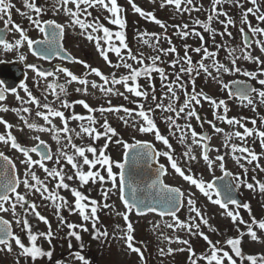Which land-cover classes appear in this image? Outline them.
I'll return each instance as SVG.
<instances>
[{"label":"snow or ice","instance_id":"snow-or-ice-1","mask_svg":"<svg viewBox=\"0 0 264 264\" xmlns=\"http://www.w3.org/2000/svg\"><path fill=\"white\" fill-rule=\"evenodd\" d=\"M230 2H234L235 6L243 8V4L240 3V0H211V7L206 21L196 20V23L201 24L205 31L215 33V29L212 27V24L214 21H217L224 26V31L220 32L219 35L224 36L226 34L231 36L232 33L228 32L227 28L230 25H234L235 21L228 15L227 11L219 8V6L222 4ZM129 3L131 4L133 11L138 13L141 17L154 21L162 29H166L167 25H165L161 19H158L152 11L143 10L140 6H137L135 3H133L132 0H129ZM250 3L253 5V7H248L243 11L241 23L247 25L253 37L264 35V27H254L248 19L249 14L255 13L256 19L258 21L264 22V13L260 12L258 0H250ZM165 5L174 6L179 12H190L195 7L194 0H162L159 6L164 7ZM23 6L26 9L34 12L35 16L33 17L32 15H28L27 12H20V9H16V11L20 12V15L22 16H27L30 24L43 34V39L35 40L30 38L25 28H22L20 24L13 22L12 10L14 5L11 0H0V20H3L6 29L11 26L9 29L10 31L19 33V38L14 42H10L3 34H0V46L3 47L4 51L9 52L13 50H19L26 44L27 48L30 49L34 55L41 56L45 60L51 59L53 54L60 56L61 59L74 60L75 58L70 53L64 55L61 54V49L63 48L61 41L65 36L66 26L64 24L58 23L54 19L43 20L41 18V14L46 10V8L38 6L36 0H23ZM97 6H100L110 14V23L112 25H118L121 29L120 31H116L114 33L109 27L101 23L98 18H92L91 20L89 19V17H92L93 15L92 11L89 10L95 9ZM51 8L53 11L62 12L69 18L68 27L75 29L78 26V28L81 30V35H85L89 41H94L95 47L97 50H99L100 56L103 57V59L107 61L109 65L115 68L123 67L128 70L127 75H121L119 78H117L115 73H112L111 76L105 75L99 68L91 67L83 60H78L76 61L77 63L82 64L86 69H88V73L81 77L74 74L71 70H69L68 67L56 66V72L64 73L68 79L66 80L65 84H60L55 81L48 83L46 85L45 92L47 93L50 91L51 94L55 96L56 100L60 101L61 108L68 109L74 106L73 104H70L67 99H61L62 95H67V85H70L73 82H78L79 85L82 86L76 88V92H83L87 94L89 91V85H91L92 89H99V91L106 96L115 93L117 95L123 96L125 99H128V96H125L123 92H119L114 88L115 85H121L127 90V93L132 95L134 98H143L146 101L149 99L150 93L149 91L144 90V87L139 83V78L144 77L148 81V87L151 89V99L155 101V108L161 109L165 113L175 114V119L172 115L165 116V121L169 129L171 130L175 128L176 130L180 131L181 135L179 140L181 144L185 143L187 131H190L192 144L201 147L202 159L209 169H212L214 165L217 164V162L220 169H225V156L217 155L215 160L211 159L209 155V153L212 151L209 143L211 137L198 133L195 128H193L191 123H186L185 125L176 123V119L180 118L181 114H184L186 121L191 120L192 118L200 120V116L198 115L195 108V105H199L201 103L200 97H203L205 100H209L211 105L214 106L217 111L222 109L223 114L217 115V119L225 120L229 125H239L240 128L243 129L242 132L235 131L233 133H226L224 147L231 148L233 159L239 164L240 168L243 169L244 173L247 174L249 169L245 166V163H242L241 161H245L247 164L251 165L253 162H258L260 160V156L246 143L229 144L228 142L232 140L233 136L239 138L240 141L243 142L246 141L247 138L257 135L259 137L260 144L264 146V130L249 128L235 117L228 118L226 114L229 109L225 100L221 99L217 101L216 99H213L202 92H197L195 88H193L192 93L189 95L187 91L184 90L183 82H181V74L190 76L195 73L197 76H199L202 72L203 74H206L207 76L217 80L224 89H229L230 85L228 83H224L223 80L220 79V76L223 73H241L243 71L242 68L237 66L240 59L254 61L255 63L264 66V60H261L259 56H255L250 51H248V49L252 47V42H250L249 35L245 33L244 27L240 28V32L244 34L243 48L238 50L233 47H227L226 51L228 55V62L226 63H221L217 59L218 51H209L207 47H196L192 49V51L196 53H202V57L194 64L192 56L188 55V45H185V54L181 59L175 46H170L167 49L159 47L160 36L158 33H141V37L150 35L151 37L155 38L156 45L154 50L156 52L162 53L164 55L169 53H177V58L173 59L172 65L173 67L179 66L178 72L175 73L174 80H168L165 69L157 65V61H160L161 59L159 54L148 57V59L151 61L150 63L145 62V57L142 54L139 56L133 54L131 48L126 42V35L123 31L126 26V19L122 15L123 9L118 4V0H54V2L51 4ZM195 10L199 11L200 9L196 8ZM221 15H223L226 19L220 20L219 17ZM5 17L7 18L5 19ZM183 29H189V25L184 24ZM190 34L197 35L201 41L204 39L203 35L199 32H196L194 29L190 31L182 30L179 33L181 37H188ZM165 36L171 45V39L170 37H167L166 32ZM114 39L119 41L118 45L113 42ZM143 43L148 44L149 47H153L148 39H144ZM254 43L260 46L261 52H264V41L256 39ZM37 44L43 45V47L39 49L35 48L34 45ZM220 47L222 46H217L218 49ZM123 50H127L126 55ZM237 51H240L239 56L236 55ZM109 52H114L116 56L120 58L121 62L119 64H113L109 59ZM19 59L23 61L26 59V57L23 55V53H21ZM129 59L134 61L137 66L134 67L132 63H128L127 61ZM207 60H211V65L205 62ZM27 67L34 70L38 78L46 79L56 75V73L53 71L41 70L36 64L33 63H29ZM210 68L212 69L211 71ZM213 72H215V75H213ZM153 73H157L162 81L168 80L164 87L167 89L165 95L168 96L170 100L174 101L180 99V97L177 95V88L183 91L186 99H184L182 106H180L178 110L171 102L165 106L157 100L154 85L151 83ZM91 74H94L96 77H98L102 83H97L95 80L89 81L87 75ZM243 75L245 77L256 79L258 73L256 71H243ZM259 75H264V67L261 68ZM194 83L195 81L193 80V84ZM232 83L237 85H245L244 87H237L234 91L229 92V95L238 98L241 104L246 102L247 105L252 106L253 110H255V102L253 97L254 93L259 96L260 102L264 103V90L249 88L246 86V81L233 80ZM258 83L261 86H264V79H259ZM37 84L39 85V80H37ZM20 88L26 94L27 99L20 96L17 88L8 86L4 80H0V101H4L6 99L5 94L11 92L15 94L16 100L21 101L22 105H35L34 115L36 117L42 118L47 125H50V127L41 126L37 122H30L29 118L23 115L32 114L33 109L30 107L13 108L12 111L19 115L20 120L23 121V124L26 125L28 129L36 130L38 132L54 133L55 135L53 138L57 139L58 142L60 140V134L62 133L64 135V138L67 140V143L71 145V148L74 149V152L70 154L68 151L61 150L54 163L59 165L61 158L66 160L67 164L71 165L72 169H75L74 175L76 178H78L81 184L86 185L90 181L92 183L99 181L101 184H103L105 181V176L101 175L100 171H93L92 169H96L97 165H99L105 170L107 178L111 181L112 188L105 189L103 191V199L107 201L112 189H119L121 192L120 198L122 199L126 208L125 212L116 213L117 216H122L123 220L126 222V228L121 229V236H114V238L123 240L127 246V249L131 252L137 253L140 260L144 261V264H147L145 253L142 251L140 246H136L134 244V227L133 223L129 220L128 214L133 211H135L138 215L158 213L161 217H171L174 223H165L163 227L173 229L174 231L177 229H183L191 235H196L198 233L199 236H201L207 242L210 248V254L199 257V259L206 261V264H226V262L227 264H238V260L236 258H239L241 264H246V262H250V264H264V255L257 256L250 254L245 257L241 246L242 239L245 234H247L253 242L260 240L257 232L258 230H264V219L257 220V218L253 215L251 217V223L244 221L239 209L242 207L251 214L252 208L249 203L241 204L239 200L232 197L231 192L233 185L231 181L227 182L224 185V188L221 189L216 186L214 181L206 182L202 178L194 177L192 174H186V170L180 166L179 162L174 158L172 151H170L173 148V145L169 142V138L161 134V131L158 128L156 120L153 116L154 109L152 107H148L146 109L144 103L139 104V111L136 113V115H138L140 118L139 123L133 122L132 124H129V120L123 115H119V119L122 120L125 125L134 127L138 132L152 133L157 141H161L163 145L167 146L168 150L156 152L152 144L141 140H136L135 144L125 143L123 144V147L126 150L138 149L131 156L133 161L138 159H155L156 157L160 156L166 157L170 162L171 168L176 174L179 175V177L195 186L200 191V193H202L209 201H211L212 204L218 205L223 210V214L229 217L233 225L237 227L238 238H228L226 240V244L230 246L228 250L224 249L221 242L214 243L208 235H206L203 231H200L202 225H209V220L205 217L201 208L197 206L196 201L191 195L188 196L186 202L189 213H194L195 215H190L188 221H182L179 219L177 212L185 202V193L179 187H171L169 184L164 182L162 177H164L168 171L164 164H161L157 169L158 174L156 179L153 180L149 185L150 188H155L157 185H159L161 195L158 199L153 198V200L148 201L146 199L138 198L135 194V187L132 189V198L128 199L123 195L124 186L126 184L125 169L129 162L128 151H125L124 153L123 162H118L113 161L109 155H106L103 149L98 153L97 147L91 145L77 146L72 142L73 134L75 136L87 135L94 140H99L101 136H103L106 141H112L113 137L118 135L116 128H114L109 123V121L105 119L100 125L104 131H98L96 127V118L92 114L97 111L100 113L107 112L110 114H120L123 112L124 114H127V116H132L134 113L133 109L123 105L111 106L110 101L108 107L101 106L99 109H97L90 106L85 100L80 99L74 103L82 105L83 108L87 110L88 115H81L73 112L69 117H66L65 111L57 109L49 104L47 102L46 96L44 100H41L35 96L29 89L27 83H22ZM57 89H59V92H57ZM8 110L9 109L6 107H0V111L7 112ZM52 118H59L62 121V127L58 128L57 125L53 123ZM69 120L80 121V131H76L75 129L69 127ZM85 121L87 124L84 123ZM209 123L216 133L224 132L222 128L217 127L211 121H209ZM256 123L257 121L253 119L252 124L255 125ZM0 124L5 125V127L9 129L6 134H0V142H3L5 145H10L12 149L22 153L24 157V159L20 161V163L24 166L23 179H21L20 176L15 172L17 168L16 163H14L8 155H5L3 151H0V161H2V163H0V177L3 178L0 179V213L11 212L14 217H17L15 223L22 225V231L26 232V236L29 241V243L26 245L21 236L13 232L12 222L4 219L3 216H0V246H2L0 247V252L12 253L14 251V246H16L19 249V256L29 257L33 262H35L38 258L51 259L53 257V251L44 250L38 244V240L41 237L51 244L54 234L47 218L37 210L36 203L34 201H30L27 198V194L33 192L38 193L44 200L52 202L56 209L57 216H59L60 210L65 207H69L71 211H78L84 221H92L94 238H108L109 233L107 229L101 230L96 227L97 221L99 220L97 212L100 205L98 202L95 199H90L89 197L85 196L76 188L70 189V185L66 182V179L71 181L73 176H66L63 168H49L45 165V161L53 160L52 152L50 150H44L47 148L45 141L41 140L37 135L34 137V139L39 141V143L34 147H27L18 142L17 137L12 134V124L4 120L2 117H0ZM21 131H23V129H21ZM172 134L175 135V132ZM115 142L117 144L120 143L119 140H116ZM107 147L108 144L105 143L104 149ZM32 153H38L40 158L34 159L31 155ZM86 153H90L93 158L90 159L89 155ZM183 157H187L189 161H195L197 159V157L193 155L192 147L190 145L188 146V150L183 153ZM78 158H82V163L78 160ZM114 164L120 170L119 173L113 171ZM33 166H39V168L43 169L44 173H46V177H51L53 180L57 181L55 183V187L50 189L49 185L46 183V180L41 179L40 176L37 175L36 171L33 170ZM84 166H88L87 171L84 170ZM256 167H259L258 163ZM260 170L264 171V168H261ZM224 175L232 176V173L225 170ZM117 177H119V180ZM236 179L237 187L245 185V182L242 178L237 177ZM21 185H23L24 189L26 190L24 194L18 191V188ZM246 187L250 190H254L258 187L259 192L264 193V182H260L259 180H256L255 183H247ZM60 189H70L71 194L74 197V207L69 205L67 199L64 196L60 195ZM213 193L215 198H213ZM85 201H88V203H85ZM5 205L8 206L6 207ZM230 205L234 206V208H230ZM18 207L19 209L23 210L22 216L18 214ZM102 207L110 209L111 205L104 203ZM28 211H31L40 221H43L48 225L47 232H34L32 230V226L27 219ZM59 218L60 223L64 224L65 221L63 220V217ZM197 218L201 223L195 222ZM246 223L247 233L241 232L239 230V225H244ZM253 225H258V229L254 230ZM67 227L71 229L68 235L74 237L78 241L81 240L82 237L76 229L80 227L83 229V231H88V228L84 225L78 226L76 224L68 223ZM117 228H119V225H117ZM160 229V224L154 225V230L160 231ZM160 235L165 241L168 242L169 245L173 242L172 237L165 235L162 231L160 232ZM262 235H264V233H262ZM175 242L186 246L189 245V240L181 239L179 236H176ZM69 247H71V245H69ZM80 247H83L82 243ZM184 251L189 252V260H191V264H197V254L191 247L172 248L169 246L166 250L164 248L159 249L161 256H172L176 252ZM76 259L80 261L81 264H89V261L85 258V256L79 252L76 253ZM15 264H19V259L16 260Z\"/></svg>","mask_w":264,"mask_h":264},{"label":"rangeland","instance_id":"rangeland-1","mask_svg":"<svg viewBox=\"0 0 264 264\" xmlns=\"http://www.w3.org/2000/svg\"><path fill=\"white\" fill-rule=\"evenodd\" d=\"M118 1V4L122 7L123 13L126 16V22L128 23L129 20L131 24L130 26L128 24L123 29L126 35V42L131 36H136V40L130 38V41L128 42V45L131 48L133 54L138 56L142 54L145 57V61L147 60L148 62V57L154 54H159L160 56H162L161 58H163V60L165 61L164 69L167 75H170V78L168 80H174L175 73L178 72L179 66L173 67V65L170 64L173 59L177 58V53H169L167 55H164L162 53L156 52L154 50V47L156 45L155 38L151 37L150 35L141 37V33H158L160 36L159 47L165 49L172 46V44H177V48L179 50L178 54L181 59L185 54V45H188V55L192 56L194 64L198 62L202 57V53H196L192 51V49L196 47H207L209 51H218L217 59L221 63L228 62V55L226 51L227 47H233L238 50L243 48L240 28L244 27V29L250 33V30L248 29L247 25L241 23L243 11L246 10L248 7H253V5L250 3V0H240V3L243 4V8L235 6L234 2L225 3L219 6V8L223 9L224 11H227L228 15L235 21L234 25H230L227 28V31L232 33L231 36H228L226 34L224 36L219 35L220 32L224 31V26L217 21H214L212 24V27L215 29V33L205 31L201 24L199 25L196 23V20L206 21L207 15L209 14V10L211 7V0H194L195 7L190 12H179L175 9L174 6L171 5H165L164 7H160L159 5L162 0H132L133 3H135L137 6H140L143 10L152 11L158 19H161L164 24L167 25L166 29H162L154 21L147 20L144 17H141L138 13L134 12L131 4L129 3V0ZM11 2L14 5V13L27 12L28 14H30L32 12L23 6V0H12ZM36 2L39 6V4L53 3L54 0H36ZM258 2L260 3L259 5H261V8L264 10V0H259ZM196 8H199L200 10L197 11L195 10ZM16 9H20V12H17ZM89 11H92L93 14L92 17H89L90 20L92 18L99 17L106 18L110 15L109 13H107L106 10L102 9L100 6H97L95 9H90ZM58 14L62 21L67 22V49L75 56L77 61L83 60L84 62H88L91 67L99 68L105 75L111 76L112 73H115L116 77L119 78L121 75L128 74V70L125 68H115L109 65V63L105 61L103 57L100 56L99 50L96 49L94 41H89L87 40L85 35H81V30L78 28V26L75 29L72 27H68L69 18L62 12H58ZM22 17L23 21L19 19V22H17L18 24L30 23L29 21L25 22V16ZM219 19L224 20L226 18L221 15ZM248 19L254 27H264V22L258 21L256 19L255 13L249 14ZM184 24H188L189 29H183ZM199 26L202 28H200ZM192 29L203 35V41H201L199 37L194 34H190L188 37H181V35H179L180 31L182 30L190 31ZM120 30L121 29L118 26V31ZM165 32L167 34V37H170L171 39V45L169 44V41L165 36ZM36 33L37 31L35 30V34ZM144 39H148L149 42L153 45V47H149L148 44H144ZM251 39L253 41L252 47L248 49V51H250L255 56H259L261 60H264V52H261L260 46L254 43L256 39L264 41V35L256 37H253L251 35ZM116 44H119V41H117ZM218 45L222 47L218 49ZM123 51L126 55L127 50ZM111 53L114 52H109V57L112 58L110 60L113 64H117V61H115L116 59L113 58V55L117 58L118 61H120V58L117 57L115 53L113 55ZM236 55L239 56L240 51H237ZM127 62L132 63L134 67L137 66L136 63L134 61H131L130 59ZM205 62L211 65V60H207ZM237 66H240L243 71H256L258 73L257 78L253 79L250 77H245L242 71L239 74L223 73L220 76V79H222L224 83H229L230 81L239 78L241 80L252 83L253 86H255V88L258 90H264V86H261L258 83L259 79H264V75H259L261 68L264 66L255 63L254 61H246L243 59H240L238 61ZM67 67L74 74L84 76L83 74L85 73V71L83 70L81 64L74 62V64L70 65L69 63L67 64ZM211 70L212 69L210 68V71ZM213 75H215V72H213ZM88 79L89 81L95 80L97 83H102L93 76L89 77ZM168 80L162 81L157 73H153L151 83L154 85L157 100L159 102L161 100L162 104H164L165 106L171 102L173 106L176 107L178 110L179 107L182 106L183 101L184 99H186V97L184 96L183 91L177 88V95L180 97V99L174 101L170 100L169 97L165 95L167 89L166 87H164V85L167 84ZM182 80L184 84H186L184 90H186L189 95L192 93L193 88H195L197 92L198 90H202L215 97L222 96L225 101L231 100L230 96L227 94V89H224L223 86L218 83L217 80L207 76L206 74H203L202 72L199 76H197L195 73L190 76H185L184 74H181V82ZM193 80L195 81V83L192 85L191 82H193ZM139 83L144 87V90H147L149 91V93H151V89L148 87V81L144 77L139 78ZM196 83H198V85H196ZM47 84L48 82H43L42 84L39 83L41 89L45 88ZM78 87H82L81 85H79L78 82H73L72 84L67 85V100L70 104L74 105L73 107L67 109V117H69L73 112L81 115H88L87 110L84 109L82 105L74 103L75 101L80 99L85 100L87 103H89L90 106L95 107L97 109H99L101 106L108 107L110 101L111 106L123 105L125 107L133 109L134 113L132 116H127V114H124L123 112H121L120 114H110L107 112L100 113L99 111L93 113L92 115L95 116L97 121L96 127L98 131H104V129H102L100 125L105 119H107L109 123L114 128H116L118 135L116 137H113L112 141H106L103 136H101L99 140H94L91 137H88L87 135L75 136L73 134L72 142L75 143L77 146L91 145L97 147L98 153L100 150L103 149L106 155H109L113 159V161L118 162L123 161L122 157L125 151L123 144L130 143L136 140H154L158 143L157 145L161 147L162 151L168 150L167 146L163 145L161 141H157L152 133L138 132L135 130L134 127L125 125L124 122L119 119V115H123L126 119L129 120V124H132L133 122L139 123L140 118L138 117V115H136V113L139 111V104L142 103L140 102L142 98H134L132 95L128 94L127 90L121 85H115L114 88L117 89L119 92H123L125 96H128V99H125L123 96L117 95L115 93L106 96L101 93L99 89H92L91 85H89V91L87 94L83 92H76L75 89ZM36 88L38 89V86H36ZM41 91L44 92L45 89H42ZM41 91H38L39 94H42ZM57 91H59V89H57ZM48 94L49 92H47V95ZM63 97L65 96L62 95L61 99H63ZM253 97L255 102V110H253L252 106L247 105L246 102L242 104L244 105L246 110L244 112L246 126L249 128L264 130V103L260 102V98L257 94L254 93ZM232 101L235 103V106H232L233 110L235 109L237 111L235 113V116H237V119H239L238 116H240L241 114L238 112V109L240 108L238 104H241V102L237 100H231V102ZM135 104H137V106H135ZM144 104L147 108L152 107L154 109L153 116L156 120L157 126L160 129L161 134L169 138V142L173 145V148L170 151H172L174 158L179 162L180 166L186 170V174H192L194 177L197 176L198 178H202L206 182H211L214 176L224 172L225 169H220L218 166V162L216 165H214L212 169H209L205 162L200 160V147L198 145L192 144L190 131L186 130L187 135L185 143H180V131L176 130L175 128L170 130L165 121L166 115H172L175 119L174 113H165L161 109L155 108V101H153L151 97L150 101L144 102ZM24 105L30 107L31 109L34 108L33 105ZM52 105L53 107H55L54 104ZM195 108L197 109L196 111H202L204 106L202 105L199 107L198 105H195ZM253 119L257 121L255 125L252 124ZM80 123V121L69 120V127L75 129L76 131H80ZM84 123L87 124L86 121ZM176 123L180 125L191 123L194 128V126L197 125V120L195 118H192L191 120L186 121L184 118V114H181L180 118L176 119ZM55 124L57 126L60 125V121L57 118H55ZM238 126L239 125L227 126L226 124L221 127L224 132L216 133L214 138L215 151L213 154H211V159L215 160V157L217 155H225L224 149L226 147H224V144L226 131H240V127ZM32 131L35 132V130ZM173 132H175V135L172 134ZM43 137H46L47 141H50V143H54L56 147L61 149L60 144L55 142L53 138V133H51L50 135L44 134ZM116 140H119L120 143L117 144L115 142ZM105 143L108 144V147L106 149H104ZM189 145L192 147L193 155L197 157L195 161H189L187 157H183V153L188 150ZM247 145L260 156V160L258 162H253L251 165L247 164L245 161L242 162L245 163V166L249 169V171L246 174V179H244L245 185L240 186V190L246 198V203L250 204L252 208V213L250 214L246 209L243 208H240V210L243 214L244 221H246L247 223H251V217L253 215L257 218V220L264 219V193H260L258 187L254 190H250L246 187L247 183H255L256 180L264 182V171L260 170L261 168H264V146L260 144L259 137L257 135H253L252 137L247 138ZM66 146L67 151L70 154L74 152V149L71 148V145L67 143ZM86 154L89 155L90 159L93 158L90 153ZM18 159V163H20V160H22L23 158L21 156H18ZM78 160L82 163V158H78ZM231 160L232 164H235L239 169V165L237 164V162H235L234 159ZM63 162L64 159L61 158V165H63ZM161 162H163L167 166L169 172L168 177H166L165 179L166 182L180 187L185 193L184 208L182 209V212L177 215L179 219L182 221H188L190 215H195L194 213H189L188 205L186 202L188 196L191 195L192 198L196 201L197 206L201 208L203 214L209 220V225H202L200 231H203L206 235H208L214 243L221 242L223 244L224 249L228 250L230 246L226 244V240L228 238H233L236 236V234H238L237 227L233 225L231 219L224 215L223 210L218 205L212 204L211 201H209L202 193H200V191L195 186L191 185L189 182H186L181 177H179V175L176 174L171 168L170 162L167 160L166 157L162 158L161 156ZM224 163L225 168L228 169V167L230 166V159H226ZM257 163L259 164V167H256ZM47 167L61 168L59 166L53 167V165ZM33 170L36 171L37 175L40 176L41 179L46 180V183L49 185L50 189L55 187V183L57 181L53 180L51 177H46V173H44L43 169L37 166L34 167ZM63 170L66 176H73V179L71 181H68L66 179V182L70 185V189L76 188L77 190L81 191L85 196L89 197L90 199H95L98 202V204L100 205L97 212L99 220L97 221L96 227L101 230L107 229L109 236L106 239L94 238V230L92 228L91 220L84 221L78 211H71L69 207H65L60 210L59 216H57L56 209L52 202L44 200L40 197L38 193L33 192L28 193L27 198L30 201H34L36 203L37 210L47 218L51 225V230L54 234L51 240V244H49L43 237L38 240V244L44 250L53 251V257L56 256V253L67 251V258L64 259L63 264H81V262L78 261L76 257L71 258V256H68V253L70 252L69 248L74 247L75 244L79 249H92V253H95L97 264H144V261L140 260L139 255L137 253L131 252L127 249V246L123 240L114 238V236H121V229L126 228V222L123 220L122 216L116 215L117 212H125L126 208L121 202L119 195L121 194V192L119 191V189H112L107 201L103 199V191L105 189L112 188L111 181L107 178L105 170L99 165H97L96 169H92L93 171H100L101 175L105 176V181L103 182V184H101L99 181H97L96 183H92L90 181L86 185L81 184L78 178L75 177V169H72L71 165L67 164V166H65ZM84 170L87 171L88 166H84ZM113 171L116 173H119L120 171L115 166V164L113 165ZM23 173L24 168L20 171L22 179ZM117 179L119 180V177H117ZM70 189H60L59 192L60 195L64 196L67 199L69 205L74 207V197L71 194ZM20 192L22 194L26 192L23 185L20 189ZM213 198H215L214 193ZM85 203H88V201H85ZM104 203H108L109 205H111V208H103L102 206ZM5 206L7 207L8 205ZM18 214L20 216L23 215V210L19 209V207ZM128 215L129 220L133 223L134 227V244L136 246H140L142 251L145 253V259L147 261V264H191V260H189L188 251L176 252L172 256H161L159 253L160 248H164L166 250L169 246H171L172 248L191 247L199 257H201L202 254L207 252L209 248L207 242L201 236H199L198 233L196 235H191L183 229H177L174 231L173 229L163 227L165 223H174L171 217H161L154 214L139 217L134 213V211L129 213ZM0 216H3L5 219L12 222V225L14 226V233L20 235L22 240H24L27 245L29 241L27 239L26 232L22 231V225H18L15 223L17 217H14L11 212L0 213ZM59 217H63V220L65 221L64 224L60 223ZM27 219L29 220V223L32 226V230L34 232H37L39 230L43 232L48 231V225L45 224L43 221H40L36 216H34L31 211L27 212ZM195 222L201 223L198 218ZM68 223L76 224L78 226L84 225L88 228V231H83L82 228L78 227L76 230L80 233L82 237V239L78 241L74 237L68 235V233L71 231V229L67 227ZM247 223L244 225H239V230L241 232L247 233ZM156 224L161 225L160 231L154 230V225ZM117 225H119V228H117ZM161 231L165 235L172 237L173 242L170 245L161 237ZM262 233H264V230H258L257 234L260 237V240L256 242H253L248 235L244 236L248 237L246 240H242L241 245L245 257L250 254L264 255V242H261L264 241V235H262ZM176 236H179L181 239L189 240V245L186 246L176 243ZM81 243L83 244V247H80ZM69 245H71V247H69ZM87 250L79 252H81V254L84 255L85 258L89 261L91 256L85 253V251ZM206 254L207 253H205V255ZM17 259H19V264H49L50 262V259L48 258H38L35 262H33L29 257H21L19 256V249L16 246H14V251L12 253L0 252V264H15ZM92 263L95 264L94 259L92 260ZM197 264H206V261L197 257ZM238 264H240L239 260ZM246 264H250V262H246Z\"/></svg>","mask_w":264,"mask_h":264},{"label":"flooded vegetation","instance_id":"flooded-vegetation-1","mask_svg":"<svg viewBox=\"0 0 264 264\" xmlns=\"http://www.w3.org/2000/svg\"><path fill=\"white\" fill-rule=\"evenodd\" d=\"M51 4L52 3L39 4V6L46 8V10L41 14V18L43 20L54 19L58 23L64 24L66 26L65 27V36L62 39V42H63L64 49L67 50V22L62 21L58 12H55L52 10ZM28 15H32L34 17L35 13L31 12ZM6 18L7 17H5V19ZM12 19H13L14 23L19 22V19H21V21H23L22 15H20V13H16V12L14 13L13 10H12ZM26 21H29L27 16H25V22ZM20 25L22 28H25L27 30V34L30 36V38L35 39V40L43 39V34L40 33L39 30L36 29L34 26H32L30 23L20 24ZM10 28H11V26H9V28L6 29L3 20H0V34H3L6 37V39H8L10 42H14L16 39L19 38V33L15 32V31H10L9 30ZM35 30L37 31L36 34H35ZM33 31H34V33H33ZM21 53H23V55L26 57V59L23 61H21L19 59V56ZM29 63L36 64L41 70L53 71L54 73H56V75H54L52 77H48L46 79L45 78H38L36 73L34 72V70L27 67V65ZM67 64H69L67 62V59H61L60 56H56L55 54H53L51 59H47V60H45L41 56L34 55L32 53V51L27 48L26 44L23 47H21L19 50H13V51H9V52L4 51L3 47L0 46V80H4L6 85H8V86H12V87L17 88L21 97H23L25 99H27L26 94L20 88V85L22 83H27L29 89L33 92V94L35 96H37L41 100H44L45 96H48L47 102L51 105L54 104L55 108L60 109L62 111H65L66 117H67V115H66L67 109L61 108L60 101L56 100L55 96L53 94H51L50 91H49L48 95L45 91L44 92L41 91L42 89H45L46 87L41 89L40 85L37 84V80H39L40 84H42L43 82L51 83L53 81L60 83V84H65L67 77L64 73H57L56 72V66L67 67ZM73 64H74V62H73ZM70 65H72V64H70ZM4 73L14 74V75H10L9 77H5ZM19 80H22V81L17 82ZM100 82H102V81L100 80ZM36 86H38V89L36 88ZM39 90L42 92V94L41 93L39 94V92H38ZM57 92H59V91H57ZM198 92L204 93L202 90H198ZM206 94H207V96H210L211 98L216 99L217 101L223 99L222 96H216L215 97L209 93H206ZM227 94L229 95L228 90H227ZM5 95H6V99L4 101H0V107H6L9 110L7 112L0 111V117H2L4 120L8 121L10 124L13 125V128L11 129V131H12V134L17 137L18 142H20L21 144H23L27 147H34L39 143V141H36L34 139V137L38 135L41 140L45 141V143L49 145V147L51 148V151L53 152V160L51 162L45 161V165L46 166L53 165V167L59 166L61 168H65V166H67L66 160H64L63 165H61V162L59 165L54 163L56 157L58 156V154L61 150L67 151V146H66L67 140L64 138V135L62 133L60 134L59 142L57 141V139H54L56 143L60 144L61 149H59L58 147H56L54 145V143H50V141L46 140V137H43L44 134L50 135L51 134L50 132H38L36 130H35V132H33L32 129H28L26 127V125L23 124V121L20 120L19 115L16 112L12 111L13 108H20V107H27V106L22 105L21 101L16 100L15 94H13V93L8 92ZM150 97H151V93H150L148 100L145 101L142 98V100H140V102H142V103L149 102ZM63 99H67V97L65 96V97H63ZM200 99L202 101L198 106L200 107L203 105L204 108L202 111H197L198 115L200 116V120H197V125H195L194 128L196 127L195 130L198 133H202V132H208L209 133V135L211 136V148H212L211 154H213L215 151V148H214V140L215 139L214 138H215L216 132L211 127V124L209 123V121H211L217 127H220V128L223 127L224 125H226L227 123L225 120L217 119V115L223 114L222 109L220 111H217V109H215V107L211 105L209 100H205V99H203V97H200ZM230 99L239 101L238 98L233 97V96H230ZM223 100H225V99H223ZM231 100L226 101V103L228 105V109H229L226 115L228 116V118H232V117L237 118V116H235V113L237 111L235 109L233 110V107H232L233 105L235 106V103L233 101L231 102ZM160 103H162L161 100H160ZM33 106H34V108H33V112L31 115L23 114V113L22 114L27 116L29 118L30 122H37L41 126L50 127V125H47L43 121L42 118L36 117L34 115L35 105H33ZM135 106H137V104H135ZM238 106H240V108L238 109V112L241 114L240 116H238L239 120L243 124L246 125L245 115H244V112L246 111L245 107L242 104H238ZM145 108H147V107L145 106ZM57 119L60 121V125L57 127L58 128L62 127V121L59 118H57ZM52 120H53V123L55 124V118H52ZM228 125L229 124H227V126ZM238 127H240V126H238ZM21 129H23V131H21ZM8 131H9V129H7L5 127V125L0 124V134H6ZM240 131L242 132L243 129L240 128ZM226 133H233V131L227 130ZM54 135L55 134L53 133V136ZM152 142L158 147L159 152H161L162 149L159 145H157L158 143L154 140H152ZM228 143L229 144H231V143H237V144L246 143L247 144V140L242 142V141H240L239 138L233 136L232 140L229 141ZM0 151H3L5 153V155H8L10 157V159H12L14 163H16V165H17L16 169L18 171H21L24 168V166L21 163H18V161H19L18 156H21L24 159L22 153L18 152L17 150L12 149L10 147V145L3 144V142H0ZM224 151H225V155L224 154L223 155L225 156V160L230 159V166L228 167V169L225 168V170L232 173V179L234 180L235 184H237V179H236L237 177H240L243 180L246 179V174L243 172V170L240 168V166L238 169V167L235 164L233 165L231 162L232 161L231 159H233V156L231 153V148L226 147L224 149ZM31 155L33 156L34 159L40 158L37 153H32ZM211 157H212V155H211ZM160 158H161V156H160ZM162 158H163V156H162ZM241 162H243V161H241ZM34 167H37V166H33V168ZM223 174H224V172L220 173L219 175L214 176V178L220 177ZM20 177H21V175H20ZM195 177H197V176H195ZM239 189H240V187H239Z\"/></svg>","mask_w":264,"mask_h":264},{"label":"water","instance_id":"water-1","mask_svg":"<svg viewBox=\"0 0 264 264\" xmlns=\"http://www.w3.org/2000/svg\"><path fill=\"white\" fill-rule=\"evenodd\" d=\"M249 39H250V42H252L250 36H249ZM233 85L235 86V88H233L232 91H234L237 87L245 86V85H237V84H233ZM246 86L249 88H253L250 86V83H247V82H246ZM137 150L138 149L128 150L129 162L126 165V169H125L126 184L124 186L123 195L127 197L128 199H131L133 195L132 189L133 187H135L136 189L135 194L138 198L146 199L148 201L153 200V198L158 199L159 196L161 195L159 185H157V187L155 188L149 187L152 181L156 179V176L158 174L157 169L160 167V164H158L157 162L158 157H156L155 159H149V160L138 159L136 161H133L131 159V156ZM154 150L156 151L155 147H154ZM0 179H2V177H0ZM182 206L180 207L179 211L181 210Z\"/></svg>","mask_w":264,"mask_h":264},{"label":"trees","instance_id":"trees-1","mask_svg":"<svg viewBox=\"0 0 264 264\" xmlns=\"http://www.w3.org/2000/svg\"><path fill=\"white\" fill-rule=\"evenodd\" d=\"M118 3H119V1H118ZM99 19V21L101 22V23H103V24H105V26H107V27H109L110 28V30H112L114 33L116 32V31H118V25H112L111 23H110V21H109V17H106V18H101V17H99L98 18ZM128 24H127V22H126V26H127ZM125 26V27H126ZM128 41V40H127ZM114 43H117V40H115L114 39V41H113ZM55 256V255H54ZM64 257H65V254L64 253H60L59 255H57V256H55V257H52L49 261V264H62V262L64 261V260H62V259H64Z\"/></svg>","mask_w":264,"mask_h":264}]
</instances>
